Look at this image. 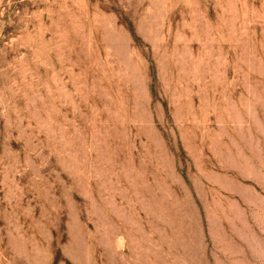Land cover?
Segmentation results:
<instances>
[{
  "label": "rangeland",
  "instance_id": "obj_1",
  "mask_svg": "<svg viewBox=\"0 0 264 264\" xmlns=\"http://www.w3.org/2000/svg\"><path fill=\"white\" fill-rule=\"evenodd\" d=\"M0 264H264V0H0Z\"/></svg>",
  "mask_w": 264,
  "mask_h": 264
}]
</instances>
